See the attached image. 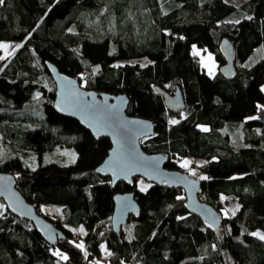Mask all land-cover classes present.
Instances as JSON below:
<instances>
[{
    "label": "trees",
    "instance_id": "1",
    "mask_svg": "<svg viewBox=\"0 0 264 264\" xmlns=\"http://www.w3.org/2000/svg\"><path fill=\"white\" fill-rule=\"evenodd\" d=\"M0 40L19 41L10 55L0 48V170L64 234L51 244L0 199V264H264V240L252 234L264 229V49L245 64L264 45V0H3ZM223 42L233 46L232 75L221 70ZM194 46L214 54V75ZM48 62L87 89L128 96L127 113L154 127L141 147L165 154V168L205 161L197 197L220 226L191 212L182 188L142 190V177L113 184L97 173L111 142L54 109ZM177 89L183 107L172 110L163 92ZM127 191L139 212L119 235L114 195ZM222 195L237 198L234 214Z\"/></svg>",
    "mask_w": 264,
    "mask_h": 264
},
{
    "label": "water",
    "instance_id": "2",
    "mask_svg": "<svg viewBox=\"0 0 264 264\" xmlns=\"http://www.w3.org/2000/svg\"><path fill=\"white\" fill-rule=\"evenodd\" d=\"M226 63L221 70L226 75L234 71L233 46L222 43ZM46 68L55 85L54 109L61 115L76 119L93 136L108 137L111 147L106 157L96 167V172L118 181L131 184L134 177H142L156 184L166 183L182 188L187 208L198 214L215 228L221 224L219 212L211 205L200 202L197 193L200 180L182 169H167V156L162 153H148L141 147L140 140L154 133L152 121L127 113L129 98L125 94L98 92L83 87L76 76L58 70L51 63ZM167 106L172 110L183 107L182 95L177 89L173 94L163 92ZM0 199L18 217L31 221L41 237L54 244L64 236L63 232L47 217L36 211L17 188V179L10 171L0 170ZM139 205L134 193L127 191L114 195L112 227L121 235V226L131 215H137Z\"/></svg>",
    "mask_w": 264,
    "mask_h": 264
},
{
    "label": "rangeland",
    "instance_id": "3",
    "mask_svg": "<svg viewBox=\"0 0 264 264\" xmlns=\"http://www.w3.org/2000/svg\"><path fill=\"white\" fill-rule=\"evenodd\" d=\"M227 1L230 3H233L235 5H240L241 3H243L246 0H227ZM0 44L8 45L7 48L1 49V51L3 52L2 53L3 56H7V55H10L13 53V51L15 50L17 45L19 44V41H17V40H0ZM263 49H264V45H260L259 47H257L255 49V51L252 53V55L247 59L245 64L247 66H250L255 61H257L260 57H262L263 56ZM193 52L198 55V58H199L201 64L204 66L206 72L209 75H214L218 71V69H219L218 61L216 60L214 54L211 51H209L208 49H204L202 47L194 46ZM138 60L145 63L148 60V58L142 57V58H139ZM262 89L264 91V85H262ZM174 120L176 121L177 118L173 117L171 119V121H174ZM179 161H180L181 169L183 171L188 172L190 175H192L194 177L205 176V172L200 170V169H203L200 167V165H202V162L205 163V161L195 160L193 158H182ZM186 161L188 162V164L185 167L184 164ZM198 165H199L200 169L197 168ZM148 184H149V181H147L146 179H143V178L138 179L137 185L142 190L146 189ZM221 200H222L225 212L227 214L232 215L239 209V204L237 203V200L235 197L223 195ZM60 207L61 206L59 204L43 203L41 205V210L43 212H47L51 215H52V213H54V216H58L60 214ZM253 233L264 234V229L256 228L253 230L252 234ZM257 237H259V236H257ZM102 249H103V252H105L107 250L106 245H103ZM102 264H106V263L103 262Z\"/></svg>",
    "mask_w": 264,
    "mask_h": 264
},
{
    "label": "snow or ice",
    "instance_id": "4",
    "mask_svg": "<svg viewBox=\"0 0 264 264\" xmlns=\"http://www.w3.org/2000/svg\"><path fill=\"white\" fill-rule=\"evenodd\" d=\"M0 3H3V0H0ZM7 47H8V45L0 44V48H7ZM177 122L178 121H175V120L172 121L173 124H175ZM204 130L207 131V129H204ZM187 164H188V162L186 161L185 164H184V166L186 167ZM202 178H205L206 179V177H202ZM253 235L259 236V238L261 240H264V234H261V233H253ZM77 247H83V245H77ZM57 255H60V253H57ZM62 258L66 260L67 259V256H62Z\"/></svg>",
    "mask_w": 264,
    "mask_h": 264
},
{
    "label": "built area",
    "instance_id": "5",
    "mask_svg": "<svg viewBox=\"0 0 264 264\" xmlns=\"http://www.w3.org/2000/svg\"><path fill=\"white\" fill-rule=\"evenodd\" d=\"M200 165V164H199ZM199 165H198V167H199ZM200 167L201 168H203V170L207 167V164H206V162L204 163V162H202V165H200Z\"/></svg>",
    "mask_w": 264,
    "mask_h": 264
},
{
    "label": "crops",
    "instance_id": "6",
    "mask_svg": "<svg viewBox=\"0 0 264 264\" xmlns=\"http://www.w3.org/2000/svg\"><path fill=\"white\" fill-rule=\"evenodd\" d=\"M2 49V48H1ZM3 53V52H2ZM2 56H3V54H2ZM232 196V195H231ZM223 197V195L221 196V198ZM234 197V196H233ZM236 198V197H235ZM236 200H237V198H236ZM237 203H238V200H237ZM239 204V203H238ZM240 206V205H239Z\"/></svg>",
    "mask_w": 264,
    "mask_h": 264
}]
</instances>
